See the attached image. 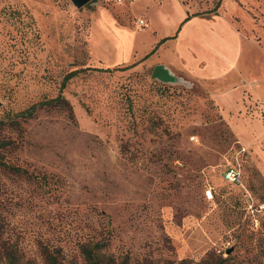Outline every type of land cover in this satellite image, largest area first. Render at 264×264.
Masks as SVG:
<instances>
[{"label": "rangeland", "instance_id": "1", "mask_svg": "<svg viewBox=\"0 0 264 264\" xmlns=\"http://www.w3.org/2000/svg\"><path fill=\"white\" fill-rule=\"evenodd\" d=\"M178 1L0 0V142L28 172L0 169V264H86L96 243L116 264H264V0ZM189 10L241 34L243 78H152ZM110 26L139 32L124 62Z\"/></svg>", "mask_w": 264, "mask_h": 264}, {"label": "crops", "instance_id": "2", "mask_svg": "<svg viewBox=\"0 0 264 264\" xmlns=\"http://www.w3.org/2000/svg\"><path fill=\"white\" fill-rule=\"evenodd\" d=\"M178 1V0H177ZM178 4L183 5L178 1ZM184 7V5H183ZM186 11L183 14L184 20L180 23L173 37L163 38L158 43V46L171 40L174 44L173 61L172 63L156 60L153 65H164L173 72L180 73L181 70L188 72L193 77L206 80H217L221 85L225 86L229 80L243 78V68L246 62V54L248 55L249 47H245L241 34L230 23L225 16H216L213 19L201 18L198 15ZM104 16V15H103ZM106 21V20H105ZM108 21V20H107ZM145 21V19H144ZM142 21L143 28L146 22ZM111 39L114 49L117 51V60L124 62L125 58L134 50L133 35L139 32H131L127 29H119L110 26ZM142 28V29H143ZM118 29L120 32H115ZM141 29V30H142ZM157 50L154 48L148 55L152 56ZM159 61V62H157ZM143 62V61H140ZM144 63V62H143ZM156 63V64H155ZM232 92L219 91L216 94V102L223 109L234 108L237 106L236 100L242 99V95Z\"/></svg>", "mask_w": 264, "mask_h": 264}, {"label": "trees", "instance_id": "3", "mask_svg": "<svg viewBox=\"0 0 264 264\" xmlns=\"http://www.w3.org/2000/svg\"><path fill=\"white\" fill-rule=\"evenodd\" d=\"M212 12H216V10L214 9V10H212ZM188 18L189 17H187L184 20V22H186L188 20ZM125 69H127V68H125ZM78 72L79 71L75 70V71L68 73L64 77L61 87H64V85L70 79L75 77ZM57 103H64L61 96H58L55 99H52V100H49L46 102H41V103L35 104V105L31 106V108H29L27 111H25L22 115L25 117H31L32 114L34 112H36V110L44 108V107L55 106V105H57ZM5 147H6V144L3 142H0V169L3 171L9 172V173H13L15 175L28 176L27 170L12 166L5 161L4 155L2 153V150H4ZM80 249H81V254H82L86 264H116L114 259L104 255V253L102 252V246L100 243H96L93 245L83 244ZM46 261H48L49 264H56V259L53 256H48ZM4 263L5 264H15L14 260L12 258L6 260ZM122 264H125V263H122Z\"/></svg>", "mask_w": 264, "mask_h": 264}, {"label": "water", "instance_id": "4", "mask_svg": "<svg viewBox=\"0 0 264 264\" xmlns=\"http://www.w3.org/2000/svg\"><path fill=\"white\" fill-rule=\"evenodd\" d=\"M91 0H70L72 5L80 9L84 7L86 4L90 3ZM152 78L155 80H158L160 82L166 83V84H175V83H182L183 80L174 75L166 66L164 65H157L154 67L152 74Z\"/></svg>", "mask_w": 264, "mask_h": 264}, {"label": "built area", "instance_id": "5", "mask_svg": "<svg viewBox=\"0 0 264 264\" xmlns=\"http://www.w3.org/2000/svg\"><path fill=\"white\" fill-rule=\"evenodd\" d=\"M140 24H143L142 21H140ZM224 178L226 181L230 182V183H235V184H238L239 183V173L233 169H229V170H226L225 173H224ZM206 194L210 195L211 192L210 191H207ZM210 198H211V195H210ZM261 211L264 210V202L261 203L258 207ZM250 209L253 210V208L250 207Z\"/></svg>", "mask_w": 264, "mask_h": 264}]
</instances>
